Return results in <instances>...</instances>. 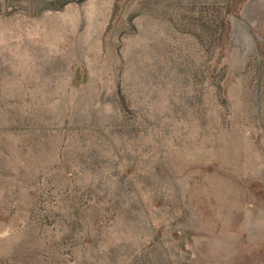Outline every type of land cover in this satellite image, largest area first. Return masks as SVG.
<instances>
[{"label": "rangeland", "instance_id": "rangeland-1", "mask_svg": "<svg viewBox=\"0 0 264 264\" xmlns=\"http://www.w3.org/2000/svg\"><path fill=\"white\" fill-rule=\"evenodd\" d=\"M0 264H264V0H0Z\"/></svg>", "mask_w": 264, "mask_h": 264}]
</instances>
